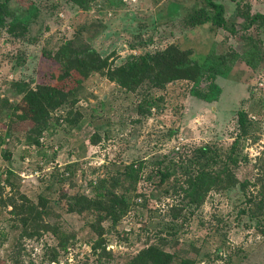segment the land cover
Wrapping results in <instances>:
<instances>
[{
	"label": "rangeland",
	"instance_id": "rangeland-1",
	"mask_svg": "<svg viewBox=\"0 0 264 264\" xmlns=\"http://www.w3.org/2000/svg\"><path fill=\"white\" fill-rule=\"evenodd\" d=\"M2 1L0 264H140L151 248L169 264H264V24L249 27L264 0H217L228 29L206 0ZM69 42L103 68L71 65ZM206 62L211 102L192 95ZM47 87L65 97L36 146L26 96ZM193 172L222 174L197 203ZM95 188L130 204L102 238L68 206Z\"/></svg>",
	"mask_w": 264,
	"mask_h": 264
},
{
	"label": "trees",
	"instance_id": "trees-1",
	"mask_svg": "<svg viewBox=\"0 0 264 264\" xmlns=\"http://www.w3.org/2000/svg\"><path fill=\"white\" fill-rule=\"evenodd\" d=\"M9 1V0H7ZM208 6L214 12V23L218 27H224L228 29L227 20L225 18V7L224 5L217 2V0H206ZM2 0H0V12L3 10ZM264 24V15H256L251 18V24L249 27L255 24ZM234 33V30H232ZM65 53L69 56L71 65L77 64L80 67H83L88 70H99L103 68L104 64L103 59L95 50L89 48L86 44H83L79 49L75 47L74 42H69L64 46ZM170 54V53H169ZM167 54V55H169ZM149 61L155 62V59H150ZM147 67L152 65L149 63ZM138 63L134 64L137 65ZM210 62H206L203 65L204 72L199 75L198 82L196 83L195 88L192 91V95L196 98L204 100L206 102H211L213 100L219 99V96L222 92L221 88L215 83L216 76L218 73L212 72ZM207 65V66H206ZM207 69V71L205 70ZM127 72L125 68L117 70L115 73L122 76L125 80H129L133 83L137 82L139 79L140 70H135ZM144 70V69H143ZM147 71V69H146ZM211 72L208 74V72ZM145 72V70H144ZM209 82L206 89L201 88V84L204 81ZM60 97H65V92L57 88L47 87L42 91L29 92L26 96V99L29 102V113L30 119L33 122V128L30 130L29 135L27 136V141L36 146H41L40 138L42 137L44 131L50 128L52 124V111L57 110L60 107ZM145 101L146 104H141L144 110L152 109L155 105L154 100ZM75 115L79 116V113L76 112ZM27 116V114H26ZM241 128L245 129V119L244 115L240 119ZM200 157H208L212 151L209 146L200 147L196 150ZM214 160V158H213ZM209 161V160H208ZM216 161H212V164ZM134 165L129 167L130 170H133ZM190 175V176H189ZM189 176L188 179V189L185 190L186 197L193 203L201 202L206 194L209 192L211 187L215 186L221 180L222 174L213 175L212 173H202L197 174L193 172L192 174H186ZM166 176L162 175L161 182H165ZM96 189V188H95ZM69 208L72 212H76L82 216H86L88 225L94 231V233L102 238L105 233L104 224L110 223L111 225H116L128 214L130 210L129 202L122 198L118 197L116 194L112 193L110 190L105 192L101 190H95V196H88L85 193L76 192L70 196ZM68 243L64 240H61L60 247L62 250L67 251ZM102 244L95 246V249L101 248ZM59 257V254L55 252L53 255L52 261H56ZM171 259L163 254L158 248H151L146 251L145 258H143L139 263L140 264H169ZM182 264H192L190 260Z\"/></svg>",
	"mask_w": 264,
	"mask_h": 264
}]
</instances>
